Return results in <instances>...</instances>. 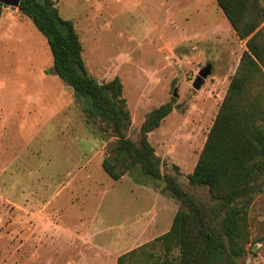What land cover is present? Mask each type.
<instances>
[{
  "label": "rangeland",
  "instance_id": "374dc122",
  "mask_svg": "<svg viewBox=\"0 0 264 264\" xmlns=\"http://www.w3.org/2000/svg\"><path fill=\"white\" fill-rule=\"evenodd\" d=\"M53 1L60 17L74 24L87 73L99 82L120 78L130 111L127 136L137 139L147 112L172 103V111L148 140L161 161V172L175 175L178 166L181 187L210 205L207 188L192 186L188 175L245 50L216 1ZM4 11L0 264H46L42 261L47 243L19 244V238L27 241V233L16 237L17 226L11 224L13 208L21 202L27 205L28 200H20L31 193L30 202L44 209V217L51 215L54 223L74 233L94 235V242L101 244L99 253L104 249L112 255L116 249L109 250L108 243L127 227L148 224L154 229L146 236L149 240L166 232L179 201L164 190L161 180L143 177L138 169L119 180L105 172L102 161L112 155L116 137L97 119L85 117L72 88L54 72L47 37L15 6L5 4ZM208 64L210 74L195 89V77ZM249 220L254 240L238 263L264 264V192L255 196ZM32 251L37 257L29 260Z\"/></svg>",
  "mask_w": 264,
  "mask_h": 264
},
{
  "label": "trees",
  "instance_id": "16d2710c",
  "mask_svg": "<svg viewBox=\"0 0 264 264\" xmlns=\"http://www.w3.org/2000/svg\"><path fill=\"white\" fill-rule=\"evenodd\" d=\"M240 40L238 66L207 134L191 174L192 186L205 187L211 204L184 190L175 175L161 172V161L148 140L172 111L171 102L150 110L137 139L126 135L130 111L119 77L99 82L89 75L83 45L72 20L63 19L53 0H20L18 12L47 39L54 72L74 91L86 118H94L116 137L102 167L113 179L138 169L161 180L180 205L170 228L120 255L116 264L238 263L253 242L249 220L256 195L264 192V5L261 0H215ZM4 4L0 1V18Z\"/></svg>",
  "mask_w": 264,
  "mask_h": 264
},
{
  "label": "crops",
  "instance_id": "0c3cea01",
  "mask_svg": "<svg viewBox=\"0 0 264 264\" xmlns=\"http://www.w3.org/2000/svg\"><path fill=\"white\" fill-rule=\"evenodd\" d=\"M4 10L5 4L1 14L0 24L4 19ZM24 19L28 21V19ZM32 197L33 194L31 193L28 198H22V200H20V196L17 195L16 198L18 200H28V203L24 206L23 202H21V204L18 203V206L13 208L11 224H13L14 227L17 226V232L15 231L14 234L16 237L18 236L19 238V235H22V233H27V241H20L19 238V244L31 243L32 246V242L38 241L40 243L43 241L47 243L44 245L45 251L43 252L42 261L46 264H111L109 258L113 259L112 264H116L117 258L120 255L131 250L130 246L135 245L138 247L150 241L146 236L150 235V231L154 230H150L149 228L151 226L146 223H140V225L136 227H127L123 234L115 237L112 244L111 241L108 243L107 248H109V250L111 247L116 249L112 255L104 249L102 250L103 252L99 253L101 244L97 245L96 242H94V235L87 234V236H84L81 232L74 233L72 230L58 225L56 222L54 223L50 218L51 215L48 218L44 217L42 215L44 209L39 208L37 210L34 203L30 202ZM35 231L38 233L36 237ZM77 247L81 248L79 253L76 251ZM58 251L60 254H57ZM31 256L29 260H34V258L37 257L33 251Z\"/></svg>",
  "mask_w": 264,
  "mask_h": 264
},
{
  "label": "water",
  "instance_id": "95a60500",
  "mask_svg": "<svg viewBox=\"0 0 264 264\" xmlns=\"http://www.w3.org/2000/svg\"><path fill=\"white\" fill-rule=\"evenodd\" d=\"M3 4L6 5H11V6H15L17 7L19 5L20 0H0ZM211 72V65H205L204 67H202L199 72L198 75L195 77L192 86L195 89H199L201 87V85L204 83L205 79L208 77V75ZM176 95V93L174 92V96Z\"/></svg>",
  "mask_w": 264,
  "mask_h": 264
}]
</instances>
